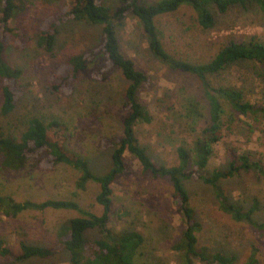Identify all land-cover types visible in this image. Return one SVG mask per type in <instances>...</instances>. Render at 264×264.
Segmentation results:
<instances>
[{"label":"rangeland","instance_id":"rangeland-1","mask_svg":"<svg viewBox=\"0 0 264 264\" xmlns=\"http://www.w3.org/2000/svg\"><path fill=\"white\" fill-rule=\"evenodd\" d=\"M149 1V0H147ZM153 1V0H151ZM72 0H15L16 12L10 21L13 32L22 33L19 42L8 44L7 60L22 70L16 82L18 106L5 117L0 113V131L19 136L27 126V119L36 115L50 122L58 119L67 123V146L88 160L97 174L107 173L112 166L111 149L100 146L105 136L118 138L122 135V120L126 114L124 91L128 81L117 71L105 80L92 76L101 64V59L89 64L88 69L62 92H53L50 79L61 74L65 60L72 54L93 49L101 39V27L71 18L58 24L56 43L47 51L38 43L40 32L55 21ZM119 0H108L118 4ZM0 3V20L3 16ZM214 11H216L214 9ZM213 28H202L193 18L194 12L183 7L161 18L164 41L177 56L205 61L213 57L222 44L232 38L238 41L257 35L264 40V14L254 7H232L226 13H215ZM122 52L132 58L137 68L151 76V86L142 89L141 97L152 110V123H139L137 135L152 159L157 163H177L176 147L190 141L195 132L187 126L183 108L187 98L202 101V92L196 76L174 71L158 61L149 49L147 36L139 20L130 13L118 26ZM4 28L0 21V36ZM5 41L9 37L4 38ZM260 66L245 62L232 66L217 77V81L243 88L246 98L254 103L264 102V75L258 74ZM261 71V70H260ZM264 72V71H263ZM4 81L0 78V105L3 101ZM164 99V101H160ZM206 126L204 118L196 124L200 133ZM249 152L264 162V120L254 122L246 117L230 129L214 144V153L208 171L226 168L228 150ZM127 170L113 182L114 208L127 216L113 217L110 227L114 231L135 228L144 233L147 244L144 249L148 259L156 264H179V253L173 245L179 240L182 217L173 197L172 184L167 177H154L144 173L138 159L125 152ZM0 153V194H10L16 201L46 199H73L85 210L102 214L103 206L96 197L100 184L88 182L86 188L77 186L80 172L64 163L46 167L37 158H31L22 171L8 169L3 165ZM222 186L234 202L244 210L256 206L252 218L262 227L247 221H236L224 213L216 200L213 189L197 179H190L186 187L192 203L197 208V217L202 222L200 243L211 251H222L244 261L253 247L259 249L260 264H264V176L242 172L222 181ZM80 216L76 210L52 209L28 210L16 218L0 211V237L14 255L19 253L20 243L54 246L57 252L48 258L33 257L14 264H71L69 252L59 242L60 225L71 217ZM68 227H65L67 230ZM90 240L98 238V230L87 232ZM13 261L0 255V263ZM194 264H204L198 260Z\"/></svg>","mask_w":264,"mask_h":264},{"label":"trees","instance_id":"trees-1","mask_svg":"<svg viewBox=\"0 0 264 264\" xmlns=\"http://www.w3.org/2000/svg\"><path fill=\"white\" fill-rule=\"evenodd\" d=\"M3 1V16L0 21L4 35L0 36V78L4 84L0 113L10 117L18 106L15 86L22 70L13 66L5 53L8 44L16 45L24 35L13 32L14 29L10 27V21L17 8L15 0H0V3ZM183 7H189L194 12L193 18L204 29L215 26L216 12L224 14L232 7H254L264 14V0H119L118 4L114 5L109 4L108 0H72L64 9L66 11L59 12V17L50 23L46 30L40 32L39 45L47 51H52L56 43L58 24L64 18L101 27L100 42L93 49L70 55L64 62L63 72L53 74L49 84L53 92H62L68 88L88 69L89 64L97 59L102 61L92 72L94 78L105 80L110 74L118 71L128 81L124 91V108L127 112L122 120V135L118 138L105 136L101 139L100 146L112 150V166L103 175L95 173L83 155L69 149V127L64 121L53 119L46 122L34 115L27 119V126L19 136L0 131V153L4 156L3 165L8 169L22 171L31 158H37L46 167L64 163L78 170L79 188H86L90 181L100 184L96 197L103 206L100 215L85 210L73 199L16 201L10 194H0V211L12 218L28 210L43 211L48 208L79 212L80 216L67 219L57 232L60 244L69 252L71 264H156L148 259L149 253L144 251L147 238L142 231L129 227L117 232L110 227L113 217L128 215L126 211L121 213L114 208L112 186L117 177L127 170V151L138 159L144 173L154 177H167L172 184V194L182 217L181 235L173 245L174 250L179 253V264H194L195 260L204 264H260L257 247H253L249 256L239 262L233 254L211 251L200 243L202 222L197 217V208L192 203L186 183L193 178L209 185L224 213L236 221H247L262 227V224L252 218L256 206L244 210L232 200L222 186V181L242 172L264 176V162L254 158L249 152L238 153L235 149H230L226 168H214L210 172L207 169L214 153V144L221 140L225 131L230 130L241 117L254 122L264 120V102L254 103L246 98L243 88L217 81V77L232 66L245 62L259 65L261 71H256L264 75V40L257 35L241 41L230 38L213 57L205 61L177 56L166 46L160 20ZM130 13L139 20L153 56L171 70L196 76L206 101V104H202V101L194 100L195 98H187L188 104L183 108V117L195 135L191 143L183 141L176 147V164L155 162L137 135L136 126L139 123H152L155 116L141 97L142 89L151 86L152 78L138 69L136 62L122 52L119 42L118 26L123 24ZM6 37H9L7 42L4 39ZM200 118L205 119L206 126L198 133L195 128ZM65 227L68 229L65 230ZM90 230H98L100 236L90 240L87 236ZM20 248V252L14 255L0 237V255L13 259L0 264H14L33 257L48 258L57 252L54 246L30 244L25 241L20 243Z\"/></svg>","mask_w":264,"mask_h":264}]
</instances>
